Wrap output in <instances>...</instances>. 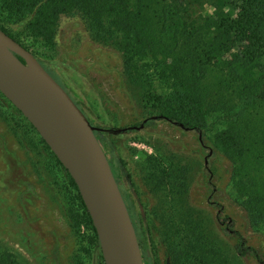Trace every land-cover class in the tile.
<instances>
[{
    "label": "trees",
    "instance_id": "1",
    "mask_svg": "<svg viewBox=\"0 0 264 264\" xmlns=\"http://www.w3.org/2000/svg\"><path fill=\"white\" fill-rule=\"evenodd\" d=\"M62 17L78 18L95 42L121 54L128 80L142 88L159 115L203 133L214 131V144L231 160L233 201L248 225L262 232L264 0H0V29L35 56L11 24L23 22L25 37L52 43ZM0 118L21 143L23 137L38 154L44 152L46 159L34 163V169L46 164L54 172L71 230L84 241L91 262L102 264L94 227L68 172L1 94ZM230 232L237 264L247 258L264 264L260 249L238 231ZM194 234L199 261L223 264L205 236ZM0 264L22 263L0 246Z\"/></svg>",
    "mask_w": 264,
    "mask_h": 264
},
{
    "label": "rangeland",
    "instance_id": "2",
    "mask_svg": "<svg viewBox=\"0 0 264 264\" xmlns=\"http://www.w3.org/2000/svg\"><path fill=\"white\" fill-rule=\"evenodd\" d=\"M205 8L210 13V8ZM59 27V34L49 43L33 35L25 37L23 22L11 24L41 57L59 58L65 51L77 54L85 50L105 65L97 64L91 79L117 124L124 126L138 122L144 115L162 114L143 97L142 88L128 80L116 49L95 42L78 18L62 17ZM159 130L164 136H138L130 141L131 159L141 169L143 184L152 193L150 238L156 256L161 257L162 264L166 259L168 264H202L200 252L193 251L196 231L223 256V264H237L232 249L234 236L223 231L206 203V178L202 175V159L197 155L201 148L196 136L180 134L165 123ZM213 134L214 131L203 133L206 145L216 151L211 169L223 193L220 202L224 215L233 221L232 230L264 253V230L251 228L244 211L234 203L229 188L231 160L216 147ZM20 140L22 143L0 118V246L15 254L22 264H91L90 257L84 254V241L66 220V201L59 179L46 164H39L38 171L34 169L33 164L46 159V155L43 151L38 154L23 137ZM239 262L257 264L248 258Z\"/></svg>",
    "mask_w": 264,
    "mask_h": 264
},
{
    "label": "water",
    "instance_id": "3",
    "mask_svg": "<svg viewBox=\"0 0 264 264\" xmlns=\"http://www.w3.org/2000/svg\"><path fill=\"white\" fill-rule=\"evenodd\" d=\"M0 94L68 172L91 219L103 264H145L108 155L93 127L37 57L1 29Z\"/></svg>",
    "mask_w": 264,
    "mask_h": 264
},
{
    "label": "flooded vegetation",
    "instance_id": "4",
    "mask_svg": "<svg viewBox=\"0 0 264 264\" xmlns=\"http://www.w3.org/2000/svg\"><path fill=\"white\" fill-rule=\"evenodd\" d=\"M58 27L56 34H59L60 27ZM83 51L85 50H81L77 54L65 51V54L59 58H44L37 54L36 57L83 113L90 126L93 127L94 135L108 155L107 161L115 180L118 182L121 195L132 219L145 264H162V259L160 256H156L150 238V232L153 228L150 219L154 216L150 202L152 193L143 184L141 169H138L131 159V151L133 150L130 141L138 136H164L159 130V127L164 123L180 134L196 136L201 148V152L197 155L202 159V175L206 178L204 186L206 203L215 212L216 219L223 231L228 230L229 233H226L232 235L230 223L233 224V221L229 216L224 215L223 205L220 202L223 193L218 187L214 172L211 169L212 162L216 159V151L206 145L203 132L186 126L182 127L178 122L164 116L151 114L140 117L138 122L133 124L124 126L117 124L106 107L99 87L91 79V72L99 67L97 64L101 66L103 64L96 62L98 59L95 56L90 57ZM42 60L43 62H41ZM225 216L228 221L224 220ZM91 264L101 263L94 260ZM166 264H168V259H166Z\"/></svg>",
    "mask_w": 264,
    "mask_h": 264
}]
</instances>
